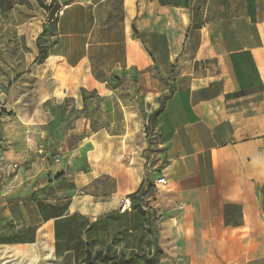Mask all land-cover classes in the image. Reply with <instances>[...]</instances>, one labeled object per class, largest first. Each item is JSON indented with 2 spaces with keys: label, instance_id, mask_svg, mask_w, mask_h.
Masks as SVG:
<instances>
[{
  "label": "crops",
  "instance_id": "crops-1",
  "mask_svg": "<svg viewBox=\"0 0 264 264\" xmlns=\"http://www.w3.org/2000/svg\"><path fill=\"white\" fill-rule=\"evenodd\" d=\"M43 1L0 9V264H264V0Z\"/></svg>",
  "mask_w": 264,
  "mask_h": 264
},
{
  "label": "rangeland",
  "instance_id": "rangeland-1",
  "mask_svg": "<svg viewBox=\"0 0 264 264\" xmlns=\"http://www.w3.org/2000/svg\"><path fill=\"white\" fill-rule=\"evenodd\" d=\"M29 0H0V8L1 10H4L9 5H15V4H21L26 3ZM58 0H55L57 2ZM2 5V6H1ZM47 39H42L41 43L42 45H47ZM4 113L0 112V117H3ZM53 127H45L43 128V137L42 142H39L38 148L42 151H46L47 153H50L53 157L54 155H58L59 147L61 146L60 142H55L53 140ZM65 130L68 132V128H65ZM64 130V131H65ZM148 130V129H147ZM40 134V133H39ZM83 137V135H81ZM80 137L71 136L66 144H62V146L69 147L71 149L74 146H77L79 144ZM26 167V165L24 166ZM150 260L149 263L146 262L145 259H141L140 257H127V256H117L112 259L111 256L103 257L102 259L98 260L94 264H172L167 258L164 256L162 257H153L148 259Z\"/></svg>",
  "mask_w": 264,
  "mask_h": 264
},
{
  "label": "trees",
  "instance_id": "trees-1",
  "mask_svg": "<svg viewBox=\"0 0 264 264\" xmlns=\"http://www.w3.org/2000/svg\"><path fill=\"white\" fill-rule=\"evenodd\" d=\"M36 1H38L43 7H45V8H47L46 6H45V4H44V1L43 0H36ZM2 6V5H1ZM14 5H9V6H7L6 8H4V10H2L3 12H7L8 10H10L12 7H13ZM60 5H57V7H59ZM1 9V8H0ZM50 9L51 8H49L48 10L50 11ZM54 13H52L51 14V17H52V15H53ZM42 40V39H41ZM41 40L39 39V56H38V58L36 59V61L34 62V64L36 65V64H40V63H42L45 59H46V57H47V52L45 51V49H44V47H45V45H42V43H41ZM1 105V104H0ZM162 108H163V106H161V108L157 111V112H155L153 115H152V117H151V120H152V118H154V117H156L157 115H159L160 113H161V111H162ZM2 113H4V112H2ZM148 129V128H147ZM108 257L109 255H102L101 253H98V254H96L94 257H91L90 255L88 256V258H87V264H94V263H96L98 260H100V259H102L103 257ZM138 257H140L141 259H145L146 260V262L147 263H149L150 262V260H148L147 258H144L143 256H138ZM113 259V258H112Z\"/></svg>",
  "mask_w": 264,
  "mask_h": 264
},
{
  "label": "built area",
  "instance_id": "built-area-1",
  "mask_svg": "<svg viewBox=\"0 0 264 264\" xmlns=\"http://www.w3.org/2000/svg\"><path fill=\"white\" fill-rule=\"evenodd\" d=\"M59 14H61V10L58 12ZM13 169L17 170L19 169V166L18 165H13L12 166ZM159 183H165V180L164 179H161L159 180ZM131 208V199L129 197H126L123 199L122 203H121V207H120V211L121 212H127L128 210H130Z\"/></svg>",
  "mask_w": 264,
  "mask_h": 264
},
{
  "label": "water",
  "instance_id": "water-1",
  "mask_svg": "<svg viewBox=\"0 0 264 264\" xmlns=\"http://www.w3.org/2000/svg\"><path fill=\"white\" fill-rule=\"evenodd\" d=\"M58 1L62 6H66L70 4L71 2H73L74 0H58Z\"/></svg>",
  "mask_w": 264,
  "mask_h": 264
}]
</instances>
